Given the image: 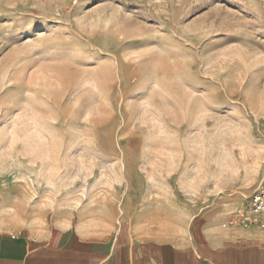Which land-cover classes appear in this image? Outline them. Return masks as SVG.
<instances>
[{
    "label": "rangeland",
    "instance_id": "rangeland-1",
    "mask_svg": "<svg viewBox=\"0 0 264 264\" xmlns=\"http://www.w3.org/2000/svg\"><path fill=\"white\" fill-rule=\"evenodd\" d=\"M263 186L264 0H0L10 226L176 237Z\"/></svg>",
    "mask_w": 264,
    "mask_h": 264
},
{
    "label": "crops",
    "instance_id": "crops-1",
    "mask_svg": "<svg viewBox=\"0 0 264 264\" xmlns=\"http://www.w3.org/2000/svg\"><path fill=\"white\" fill-rule=\"evenodd\" d=\"M207 216L188 233L169 237L147 224L124 230L120 224L108 230L51 225L27 232L0 212V264H264L259 226L223 225L215 214Z\"/></svg>",
    "mask_w": 264,
    "mask_h": 264
},
{
    "label": "built area",
    "instance_id": "built-area-1",
    "mask_svg": "<svg viewBox=\"0 0 264 264\" xmlns=\"http://www.w3.org/2000/svg\"><path fill=\"white\" fill-rule=\"evenodd\" d=\"M233 224L256 225L264 231V186L258 187L248 198L246 204L237 208Z\"/></svg>",
    "mask_w": 264,
    "mask_h": 264
}]
</instances>
